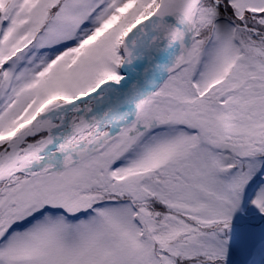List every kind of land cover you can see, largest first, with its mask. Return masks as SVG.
Here are the masks:
<instances>
[{
  "label": "snow or ice",
  "instance_id": "6c2138e0",
  "mask_svg": "<svg viewBox=\"0 0 264 264\" xmlns=\"http://www.w3.org/2000/svg\"><path fill=\"white\" fill-rule=\"evenodd\" d=\"M0 264H264V0H0Z\"/></svg>",
  "mask_w": 264,
  "mask_h": 264
}]
</instances>
